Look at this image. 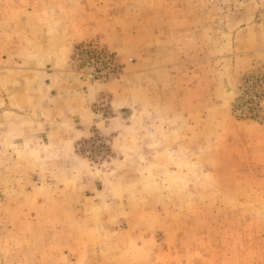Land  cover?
<instances>
[{
    "label": "rangeland",
    "instance_id": "rangeland-1",
    "mask_svg": "<svg viewBox=\"0 0 264 264\" xmlns=\"http://www.w3.org/2000/svg\"><path fill=\"white\" fill-rule=\"evenodd\" d=\"M261 77L264 0H0V264H264Z\"/></svg>",
    "mask_w": 264,
    "mask_h": 264
},
{
    "label": "built area",
    "instance_id": "built-area-1",
    "mask_svg": "<svg viewBox=\"0 0 264 264\" xmlns=\"http://www.w3.org/2000/svg\"><path fill=\"white\" fill-rule=\"evenodd\" d=\"M107 61L108 63L110 62L111 64H114V57L113 56L108 57ZM114 66L111 67L115 68ZM244 93L246 94V96H248L245 97V99L250 101L252 104L256 105V109L257 108L259 109L260 103H262L264 99V77L257 79L254 92L251 91V87L246 86L244 88Z\"/></svg>",
    "mask_w": 264,
    "mask_h": 264
},
{
    "label": "crops",
    "instance_id": "crops-1",
    "mask_svg": "<svg viewBox=\"0 0 264 264\" xmlns=\"http://www.w3.org/2000/svg\"><path fill=\"white\" fill-rule=\"evenodd\" d=\"M68 80V78L66 77V79H65V82ZM62 82H63V80H62ZM63 85V84H62Z\"/></svg>",
    "mask_w": 264,
    "mask_h": 264
}]
</instances>
